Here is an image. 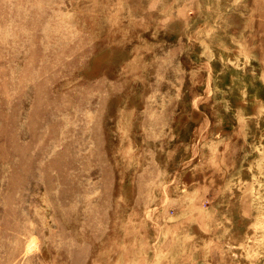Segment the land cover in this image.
I'll return each instance as SVG.
<instances>
[{
	"label": "rangeland",
	"instance_id": "rangeland-1",
	"mask_svg": "<svg viewBox=\"0 0 264 264\" xmlns=\"http://www.w3.org/2000/svg\"><path fill=\"white\" fill-rule=\"evenodd\" d=\"M0 264H264V0H0Z\"/></svg>",
	"mask_w": 264,
	"mask_h": 264
}]
</instances>
